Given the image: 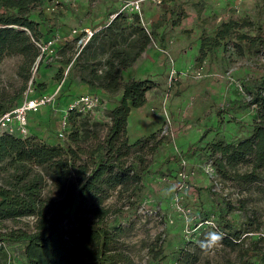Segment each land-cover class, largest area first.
Returning a JSON list of instances; mask_svg holds the SVG:
<instances>
[{
  "label": "rangeland",
  "instance_id": "rangeland-1",
  "mask_svg": "<svg viewBox=\"0 0 264 264\" xmlns=\"http://www.w3.org/2000/svg\"><path fill=\"white\" fill-rule=\"evenodd\" d=\"M119 14L122 17L113 24ZM34 17L52 31L88 28L93 36L81 51L73 40L60 47L56 58L38 57L27 81L23 57L2 56L0 102L24 86L25 92L40 96L48 83L59 82L70 88L81 80L90 87L85 92L98 94L101 104L89 116L80 113L70 119L68 115L69 132L78 129L82 134L85 129H97L100 138L110 124L109 111L120 103L123 93L99 86L105 61L114 48L127 47L138 34L131 28L137 17L140 22L134 26L139 24L151 34V43L127 72L123 71V77L127 73L131 78L124 77V81L155 82L147 92L146 103L132 109L127 124L132 145L128 164L133 163L144 176L135 193V186L125 190L118 185L103 201L112 208L111 226L124 227L119 245L135 264H178L187 250L198 256L194 264H226L228 260L238 264L248 258L247 250H263L264 182L224 180L209 156L213 143L236 142L249 135L244 124L254 121L257 107L244 105L251 99L244 84L260 85L257 80L264 75V50L241 55L228 41L208 50L202 61L199 58L203 41L215 36L225 21L249 19L255 26L241 31L264 37V0H44ZM225 108L228 110L219 115L218 111ZM51 113L52 109L48 116ZM46 142L72 144L68 134L65 140ZM196 143L192 155L176 163L167 162ZM8 164H0L2 187L15 182L16 172ZM238 168L240 172L247 170L246 165ZM50 184L48 180V187ZM47 189L44 194L50 195ZM207 217L213 221L207 223ZM35 220L34 216L0 220V264H27L25 244L10 237L20 228L33 231ZM219 223L227 226L225 233L230 232L228 224L233 226L232 231L240 235L238 245L232 248L221 243L202 251L198 242L211 231L219 232ZM155 245L162 250L158 258L152 251ZM253 261L264 264L256 257Z\"/></svg>",
  "mask_w": 264,
  "mask_h": 264
},
{
  "label": "trees",
  "instance_id": "trees-1",
  "mask_svg": "<svg viewBox=\"0 0 264 264\" xmlns=\"http://www.w3.org/2000/svg\"><path fill=\"white\" fill-rule=\"evenodd\" d=\"M43 2L0 0V58L22 56L25 81L30 78V68L40 56L33 39L52 31L49 26H43L42 19L34 17V12L40 9ZM121 17L119 14L112 23ZM139 22L137 17L131 25L132 32L138 33L135 38L127 47L111 51L105 61L106 70L98 76L103 90L123 92L120 103L109 111L111 121L104 138H100L97 129L94 132L85 129L82 134L77 129L70 133V126L68 141L72 144L67 146L50 144L33 134L27 137L8 133L0 135V164L8 161V166L16 172L12 186L0 185V220L26 216L36 218L33 231L20 228L13 230L10 237L12 241L25 244L23 252L27 264H135L130 254L119 245L124 227L111 226L109 217L112 208L104 205L103 201L109 190L118 185L124 186L125 190L135 186V193L144 176L133 163L128 164L127 156L132 145L127 136V124L130 112L146 103L147 92L155 86V82L153 79L124 81L123 77V71L140 57L152 41L146 28L139 24L134 26ZM253 26L254 22L249 19L223 22L215 36H208L203 41V55L199 60L205 58L208 50L228 41L233 42L235 50L241 55L251 50L262 52L264 37L241 31ZM257 81L261 82L259 86L244 84L251 95L244 105L257 107L254 121L244 124L249 129V135L236 142L218 141L211 145L209 158L224 180H239L244 184L264 182V75ZM24 89L25 86L18 94L0 102V115L21 102ZM227 108L220 109L219 115ZM76 114L80 113L70 112L69 118ZM95 126L97 128L98 124ZM197 146V143L191 145L184 154L171 156L167 162H179L192 155ZM239 165H246L247 170L240 172ZM48 180L51 181L49 187ZM46 188L50 195L44 194ZM228 227L230 232L225 233L223 231L227 230V226L219 223V232L223 233L221 243L235 248L240 235L232 231L233 226L228 224ZM152 251L156 253L155 258L162 252L157 250V245ZM246 254H249L248 258L238 264H256L253 261L255 257L264 262L262 248H254L251 252L247 250ZM197 257L195 252L187 250L177 261L178 264H194ZM226 264L236 263L228 260Z\"/></svg>",
  "mask_w": 264,
  "mask_h": 264
},
{
  "label": "built area",
  "instance_id": "built-area-1",
  "mask_svg": "<svg viewBox=\"0 0 264 264\" xmlns=\"http://www.w3.org/2000/svg\"><path fill=\"white\" fill-rule=\"evenodd\" d=\"M93 32L86 28L83 31L73 29L65 32L62 30H54L39 38L33 39L40 51L39 58H56L60 47L67 42L75 41L76 48L81 51L89 42ZM31 91L24 94V98L11 110L0 115V135L12 134L15 136L27 137L30 133V115L37 112L43 105L52 102V97L49 95L33 96ZM101 101L98 94L87 93L76 96L70 103L68 112L63 116L60 129L58 130V138L65 140L69 130L68 115L75 111L78 113H92L100 107ZM212 165V163H211ZM213 166V165H212ZM213 221V218L206 219V222Z\"/></svg>",
  "mask_w": 264,
  "mask_h": 264
},
{
  "label": "crops",
  "instance_id": "crops-1",
  "mask_svg": "<svg viewBox=\"0 0 264 264\" xmlns=\"http://www.w3.org/2000/svg\"><path fill=\"white\" fill-rule=\"evenodd\" d=\"M125 72H127V69ZM124 77L126 80L127 77L130 78L127 73L124 74ZM89 88L81 80H76L70 88H65L59 82H55V84L48 83L47 87L41 91V95H49L53 100L30 115V133L46 141L58 142L57 133L61 126V119L68 112V109H70L69 105L71 101L78 95L87 94L88 92L85 91L89 90ZM50 109H52V113L51 116H48Z\"/></svg>",
  "mask_w": 264,
  "mask_h": 264
},
{
  "label": "clouds",
  "instance_id": "clouds-1",
  "mask_svg": "<svg viewBox=\"0 0 264 264\" xmlns=\"http://www.w3.org/2000/svg\"><path fill=\"white\" fill-rule=\"evenodd\" d=\"M223 233L211 231L206 234L205 238L198 242V246L202 251H210L221 245Z\"/></svg>",
  "mask_w": 264,
  "mask_h": 264
}]
</instances>
